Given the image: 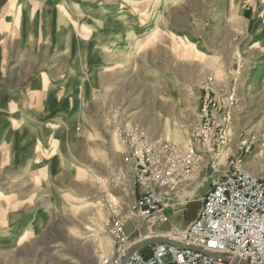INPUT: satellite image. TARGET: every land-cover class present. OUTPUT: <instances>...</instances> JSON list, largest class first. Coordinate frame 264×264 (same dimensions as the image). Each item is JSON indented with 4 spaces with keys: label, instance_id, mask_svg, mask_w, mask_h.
Listing matches in <instances>:
<instances>
[{
    "label": "rangeland",
    "instance_id": "obj_1",
    "mask_svg": "<svg viewBox=\"0 0 264 264\" xmlns=\"http://www.w3.org/2000/svg\"><path fill=\"white\" fill-rule=\"evenodd\" d=\"M236 163L264 178V0H0V264H122Z\"/></svg>",
    "mask_w": 264,
    "mask_h": 264
},
{
    "label": "built area",
    "instance_id": "obj_2",
    "mask_svg": "<svg viewBox=\"0 0 264 264\" xmlns=\"http://www.w3.org/2000/svg\"><path fill=\"white\" fill-rule=\"evenodd\" d=\"M137 207L141 216L157 220L162 195L148 194ZM166 237L193 249L157 244L133 253L127 264H234L224 261V255L264 264V178L232 164L206 194L197 218Z\"/></svg>",
    "mask_w": 264,
    "mask_h": 264
},
{
    "label": "water",
    "instance_id": "obj_3",
    "mask_svg": "<svg viewBox=\"0 0 264 264\" xmlns=\"http://www.w3.org/2000/svg\"><path fill=\"white\" fill-rule=\"evenodd\" d=\"M157 244H170V245H173V246H176V247H179V248H190V249H193L191 247H188V246H184V245H181L177 242H175L174 240L172 239H169V238H165V237H154V238H148L146 240H142V241H139V242H136L135 244H133L132 246H130L126 252V255L124 256L123 260H122V264H127V261L129 259V257L145 248V247H149V246H153V245H157ZM223 260L226 261V262H230L232 261L234 264H249L248 262H245V261H241L239 259H233L231 256H228V255H224L222 256Z\"/></svg>",
    "mask_w": 264,
    "mask_h": 264
},
{
    "label": "bare ground",
    "instance_id": "obj_4",
    "mask_svg": "<svg viewBox=\"0 0 264 264\" xmlns=\"http://www.w3.org/2000/svg\"><path fill=\"white\" fill-rule=\"evenodd\" d=\"M101 11H103V10H101ZM100 15H102V14H100ZM217 32H219V31H217ZM216 34H217V33H216ZM37 109L40 110V109H41V105H38V106H37ZM145 240H146V239H145Z\"/></svg>",
    "mask_w": 264,
    "mask_h": 264
},
{
    "label": "crops",
    "instance_id": "obj_5",
    "mask_svg": "<svg viewBox=\"0 0 264 264\" xmlns=\"http://www.w3.org/2000/svg\"><path fill=\"white\" fill-rule=\"evenodd\" d=\"M193 221H194V220H193ZM193 221H192V222H193ZM192 222H190V223H192Z\"/></svg>",
    "mask_w": 264,
    "mask_h": 264
}]
</instances>
